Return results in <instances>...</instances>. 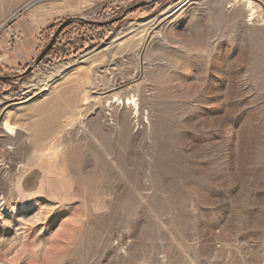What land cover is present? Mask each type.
Returning a JSON list of instances; mask_svg holds the SVG:
<instances>
[{
  "label": "rangeland",
  "instance_id": "374dc122",
  "mask_svg": "<svg viewBox=\"0 0 264 264\" xmlns=\"http://www.w3.org/2000/svg\"><path fill=\"white\" fill-rule=\"evenodd\" d=\"M43 1L0 63V264H264V0Z\"/></svg>",
  "mask_w": 264,
  "mask_h": 264
},
{
  "label": "crops",
  "instance_id": "0c3cea01",
  "mask_svg": "<svg viewBox=\"0 0 264 264\" xmlns=\"http://www.w3.org/2000/svg\"><path fill=\"white\" fill-rule=\"evenodd\" d=\"M50 5L48 2L39 0L31 5L33 8L27 14L25 13V16L14 23L15 29L22 34V37L14 48H10L7 42L5 44L0 42V63L3 66L14 68L21 64H28L42 43L40 33L54 19L64 15L62 13L64 9H56ZM5 35L9 39V34Z\"/></svg>",
  "mask_w": 264,
  "mask_h": 264
},
{
  "label": "water",
  "instance_id": "95a60500",
  "mask_svg": "<svg viewBox=\"0 0 264 264\" xmlns=\"http://www.w3.org/2000/svg\"><path fill=\"white\" fill-rule=\"evenodd\" d=\"M123 18V16L122 17H119V18H117V20H120V19H122ZM81 19L82 20H84V21H89V22H95V21H91V20H87L86 18H82L81 17ZM73 20V18H71V17H69V18H67L64 22H62L60 25H59V27L57 28V30L55 31V33L53 34V38H52V40H51V42L42 50V52L40 53V55L38 56V58L36 59V64H38L40 61H42V59L47 55V53L52 49V47L54 46V43H55V41H56V38H57V36L60 34V32L62 31V29L68 24V23H70L71 21ZM33 65L32 66H29V68H28V71L27 72H29V71H31L32 69H33ZM9 77L8 76H5V77H2V79H8Z\"/></svg>",
  "mask_w": 264,
  "mask_h": 264
},
{
  "label": "bare ground",
  "instance_id": "6f19581e",
  "mask_svg": "<svg viewBox=\"0 0 264 264\" xmlns=\"http://www.w3.org/2000/svg\"><path fill=\"white\" fill-rule=\"evenodd\" d=\"M37 1H39V0H31V1H28V4H27V5H28V6H29V5H33V4H35Z\"/></svg>",
  "mask_w": 264,
  "mask_h": 264
},
{
  "label": "built area",
  "instance_id": "2783aa9c",
  "mask_svg": "<svg viewBox=\"0 0 264 264\" xmlns=\"http://www.w3.org/2000/svg\"><path fill=\"white\" fill-rule=\"evenodd\" d=\"M29 1H31V0H29Z\"/></svg>",
  "mask_w": 264,
  "mask_h": 264
}]
</instances>
